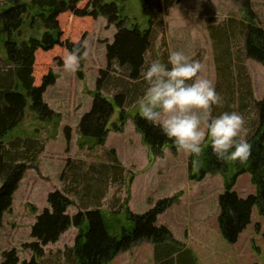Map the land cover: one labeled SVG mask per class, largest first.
I'll return each instance as SVG.
<instances>
[{
  "label": "rangeland",
  "instance_id": "rangeland-1",
  "mask_svg": "<svg viewBox=\"0 0 264 264\" xmlns=\"http://www.w3.org/2000/svg\"><path fill=\"white\" fill-rule=\"evenodd\" d=\"M121 5L129 26L139 23L147 27L142 0H125ZM249 25L264 32V0H180L163 10L162 25L156 28L145 55V60L160 58L167 62L169 50H180L200 62L203 65L200 75L212 80L223 97V106L214 107L213 115L233 110L243 114L248 140L260 123L258 106L264 99V63L248 55ZM116 32L117 27L103 16L91 22L85 40L83 77L79 71L65 72L58 60L50 63L49 68L59 79L48 87L43 99L53 111L60 113L61 120L58 125L47 124L38 121L30 111L27 113L22 130L36 138L37 148L42 147L43 151L38 155L36 168L26 171L14 195L12 209L4 215L0 263L4 252L14 248L20 262L32 259L33 253L26 247L35 241L31 237L32 226L37 216L50 208L49 194L62 191L73 202L67 211L71 217L101 207L108 213L117 211L124 218L127 198L130 211L137 215L149 211L159 200L176 196L173 204L157 217L156 224L166 227L173 240L181 244L177 253L163 260L164 254L159 255L154 242L143 239L107 264H264V215L258 207H253L251 222L237 242L229 243L218 223L219 197L225 191L223 176L207 174L193 181L189 177L191 156L171 146L164 147L161 156H154L144 144L134 117L139 115L136 101L145 85L130 83L136 79L127 68L119 64L109 69L107 66V45L113 43ZM6 64L0 44V81L6 76ZM101 70L107 71L111 82L103 90L114 105L109 127L120 116V106L114 97L121 91L127 94L124 101L127 121L123 132L110 131L103 146L80 149L78 127L92 108L91 93L97 89ZM105 168H111L105 189L97 206L87 207L85 200L98 191L97 183L89 181ZM233 191L242 198L254 195L256 187L251 174L240 175ZM77 236L78 228L72 225L57 242L44 246L45 255L39 259L40 263L77 264L72 251Z\"/></svg>",
  "mask_w": 264,
  "mask_h": 264
},
{
  "label": "trees",
  "instance_id": "trees-1",
  "mask_svg": "<svg viewBox=\"0 0 264 264\" xmlns=\"http://www.w3.org/2000/svg\"><path fill=\"white\" fill-rule=\"evenodd\" d=\"M121 2L125 0H5L0 3V44L7 63L6 76L0 81V230L5 213L12 209L20 182L28 169L36 168L38 155L43 151L42 147L37 148L36 138L27 136L22 130L27 113L30 111L38 121L47 124L58 125L61 120L60 113L53 111L43 99L47 88L58 79V75L49 68L50 63L58 60L63 65L62 57L72 50L73 42L85 43L91 22L103 16L109 24L117 27L113 43L107 45L108 69L119 64L127 68L133 79H139L156 28L162 25L163 10L170 9L180 0H142L147 27L139 23L129 26L124 7L119 6ZM246 43L249 57L264 63L263 30L249 25ZM82 54H85V48ZM84 61L79 70L82 77ZM108 78L107 71L101 70L97 89L91 93L92 108L82 117L78 127L80 149L93 150L106 143L110 131L123 132L128 117L124 107L127 94L121 91L114 97L120 106V116L109 127L114 105L103 94L104 88L111 83ZM258 108L260 123L249 139L253 149L247 163L219 162L207 143L199 157H190L191 180L199 181L207 174H221L224 178L225 191L219 197L218 223L223 238L229 243L237 242L250 224L253 207H258L264 215V99ZM134 122L144 144L154 152V156H161L166 146L176 149L172 140L165 137L159 128L139 115L134 117ZM108 169L100 170L99 176L89 181L97 183L98 191L85 200L95 201L94 204L86 202L87 207L97 206L110 176ZM244 173L251 174L256 187V193L247 198L233 191L237 179ZM132 181L133 176L129 183ZM175 199L176 196L159 200L146 213L136 215L130 211L127 198L124 201V218L117 211L108 213L101 207L71 217L67 213L73 204L71 199L62 191L52 192L48 196L50 208L37 216L31 229V237L35 241L26 247L32 251V259L20 262L14 248L4 252L0 264H41L39 259L45 255L44 246L57 242L72 225L78 228L72 248L77 264H107L121 251L130 249L143 239H151L159 255L164 254L163 260H168V255L177 253L181 244L173 240L166 227L157 226L156 222Z\"/></svg>",
  "mask_w": 264,
  "mask_h": 264
},
{
  "label": "clouds",
  "instance_id": "clouds-1",
  "mask_svg": "<svg viewBox=\"0 0 264 264\" xmlns=\"http://www.w3.org/2000/svg\"><path fill=\"white\" fill-rule=\"evenodd\" d=\"M86 46L73 42L62 57L65 72L80 70ZM202 70L200 62L180 50H169L167 62L147 58L139 79L130 81L145 85L136 101L138 114L172 140L177 152L199 157L207 143L217 161L245 164L253 149L245 117L235 110L213 115L223 97L212 80L200 75Z\"/></svg>",
  "mask_w": 264,
  "mask_h": 264
}]
</instances>
